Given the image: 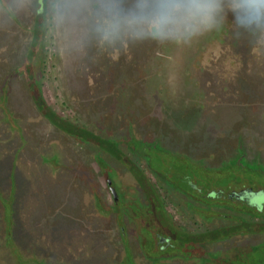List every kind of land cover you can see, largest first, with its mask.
Returning <instances> with one entry per match:
<instances>
[{"label":"rangeland","instance_id":"obj_1","mask_svg":"<svg viewBox=\"0 0 264 264\" xmlns=\"http://www.w3.org/2000/svg\"><path fill=\"white\" fill-rule=\"evenodd\" d=\"M47 3L0 0V264L31 256L105 264L118 254L92 192L105 188L95 156H118L107 140L129 124L204 156L226 148L234 130L248 138L257 121L246 122L250 107L264 94V46L233 39L231 13L219 38L211 31L187 45H109L83 20L58 27ZM194 101H203L206 116ZM41 104L63 130L87 129L84 138L49 121Z\"/></svg>","mask_w":264,"mask_h":264},{"label":"flooded vegetation","instance_id":"obj_2","mask_svg":"<svg viewBox=\"0 0 264 264\" xmlns=\"http://www.w3.org/2000/svg\"><path fill=\"white\" fill-rule=\"evenodd\" d=\"M258 97L246 119L257 118L249 122L253 134L234 130L216 154L177 149L130 124L110 140L118 156L106 154L103 168L95 161L104 192L91 186L118 254L105 264H264V94ZM202 102L190 107L206 116Z\"/></svg>","mask_w":264,"mask_h":264},{"label":"clouds","instance_id":"obj_3","mask_svg":"<svg viewBox=\"0 0 264 264\" xmlns=\"http://www.w3.org/2000/svg\"><path fill=\"white\" fill-rule=\"evenodd\" d=\"M45 7L58 27L83 20L109 45L124 40L187 45L223 30L231 13L232 38L264 46V0H48Z\"/></svg>","mask_w":264,"mask_h":264},{"label":"trees","instance_id":"obj_4","mask_svg":"<svg viewBox=\"0 0 264 264\" xmlns=\"http://www.w3.org/2000/svg\"><path fill=\"white\" fill-rule=\"evenodd\" d=\"M38 1V0H37ZM39 4H40V6H41V0H39ZM40 9H41V7H39V11H40ZM40 110H42L43 112H44V115H45V117H46V115H48L46 118L49 120V121H51L52 123L53 122H55V125L58 127V128H60L62 131H64L65 133H67V134H72V133H76V136H78L81 140H82V138H84V136H85V134L87 133V129H85V128H82L80 125H77V124H75V126L77 127V128H75L74 127V129L73 130H71V131H68V130H63V127H62V124H61V122H59V121H61V119L60 118H57L56 117V115L52 112V111H50L48 108H47V110H46V107L45 106H43L42 104L40 105ZM76 131V132H75ZM84 141V140H83ZM101 139L99 138V139H97V142L96 143H98L97 145L98 146H100V145H102V144H100L101 143ZM112 146H113V148H116L117 147V145H115V143H114V141H110V140H107ZM99 153V152H98ZM109 153V152H108ZM101 156V154L99 155V154H97L96 156H95V159H96V162L98 163V165L100 166H103L104 165V161L105 160H103V158H102V156ZM102 160H103V162H102ZM93 196H94V199L96 200V202H97V199H98V197H97V195H94L93 194ZM9 223H10V221H9ZM10 236H11V234H10ZM7 239H8V237H7ZM12 240V237L11 238H9V241H11ZM11 243H14L13 241L11 242ZM14 264H16V262L14 263Z\"/></svg>","mask_w":264,"mask_h":264}]
</instances>
